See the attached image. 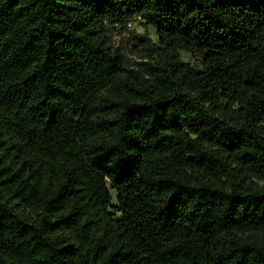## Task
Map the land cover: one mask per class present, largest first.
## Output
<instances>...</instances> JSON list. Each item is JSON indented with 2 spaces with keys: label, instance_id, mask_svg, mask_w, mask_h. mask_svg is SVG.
Listing matches in <instances>:
<instances>
[{
  "label": "trees",
  "instance_id": "16d2710c",
  "mask_svg": "<svg viewBox=\"0 0 264 264\" xmlns=\"http://www.w3.org/2000/svg\"><path fill=\"white\" fill-rule=\"evenodd\" d=\"M0 264H264V0H0Z\"/></svg>",
  "mask_w": 264,
  "mask_h": 264
},
{
  "label": "rangeland",
  "instance_id": "374dc122",
  "mask_svg": "<svg viewBox=\"0 0 264 264\" xmlns=\"http://www.w3.org/2000/svg\"><path fill=\"white\" fill-rule=\"evenodd\" d=\"M144 32L147 33L153 41H157V35L154 28L149 25H145L140 19L134 20L132 26L123 29L110 26L108 34L110 44L113 47H119L123 50L128 57L129 64H132L133 62L140 60V58L131 48V43L128 41L129 35L131 33L142 34ZM181 56L183 61L198 63V59L188 53L181 52Z\"/></svg>",
  "mask_w": 264,
  "mask_h": 264
},
{
  "label": "built area",
  "instance_id": "2783aa9c",
  "mask_svg": "<svg viewBox=\"0 0 264 264\" xmlns=\"http://www.w3.org/2000/svg\"><path fill=\"white\" fill-rule=\"evenodd\" d=\"M133 22H134V20L128 21V23H127V27L132 26Z\"/></svg>",
  "mask_w": 264,
  "mask_h": 264
}]
</instances>
